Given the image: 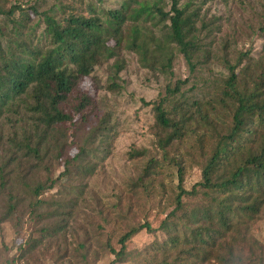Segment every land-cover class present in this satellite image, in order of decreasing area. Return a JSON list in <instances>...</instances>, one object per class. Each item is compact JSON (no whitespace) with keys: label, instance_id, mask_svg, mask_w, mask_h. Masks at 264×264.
Listing matches in <instances>:
<instances>
[{"label":"trees","instance_id":"16d2710c","mask_svg":"<svg viewBox=\"0 0 264 264\" xmlns=\"http://www.w3.org/2000/svg\"><path fill=\"white\" fill-rule=\"evenodd\" d=\"M105 1L34 0L26 9L0 6V118L6 116L9 124L0 143V187L8 179L14 187L25 188L35 218L59 215L54 211L65 215L84 198L85 183L95 175L113 139L106 116L85 131L98 102L83 91V81L112 62L108 90L119 91L125 51L137 57L143 70L166 78L179 56L191 74L200 65L220 59L226 78L202 87L195 80L188 92L183 91L187 81L169 83L164 97L152 106L150 131L156 148L166 153L184 143L189 149L175 162L178 186L172 210L157 230L144 221L129 226L116 246L105 239L98 248L120 263L137 259L144 264L150 258L153 264L160 255L159 264H184L185 255L200 262L261 264L251 251L243 260L237 250L245 249L248 227L264 210V74L241 78L254 58L241 54L232 65L228 53L219 55L212 49L209 27L216 22H208L188 1L119 0L111 9L104 7ZM259 30L264 34V10ZM203 32L208 34L203 37ZM228 120L230 127L209 150L204 124ZM70 138H78L81 144L75 156L64 159L59 182L62 178L76 181L63 190L61 200L47 203L42 196L54 187L49 185L53 163L63 157ZM154 164L149 159L139 178L141 183L148 179L146 189L158 169ZM188 164L200 171V181L189 191L183 186ZM29 170L43 174L45 181L29 178ZM8 211L14 218L11 196ZM62 229L54 228V234ZM143 231L155 240L132 257L127 245ZM38 243L29 241L20 249L21 257ZM74 251L88 263L91 252L86 244Z\"/></svg>","mask_w":264,"mask_h":264},{"label":"rangeland","instance_id":"374dc122","mask_svg":"<svg viewBox=\"0 0 264 264\" xmlns=\"http://www.w3.org/2000/svg\"><path fill=\"white\" fill-rule=\"evenodd\" d=\"M33 1L0 0V6L6 9L22 6L26 9ZM187 1L208 22H216L210 25L209 35L214 39L212 49L218 51L219 55L228 53L232 65L241 54L248 53L254 58L246 74H242V69L239 72L242 74L241 78H256L260 73L264 74V34L259 30L262 26L264 0H182V3ZM118 2L119 0H106L104 7L116 8ZM202 34L204 37L208 33ZM122 57L125 60V69L117 82L119 91L108 90L111 83L109 78L112 76L109 66L112 62L96 68L93 76L82 83L83 91L98 102L85 131L95 127L106 116L113 127V139L109 140L108 154L98 162L95 175L85 183L86 193L79 205L65 215L54 211L59 215L45 219L43 214L35 218L31 214L30 198L25 188L14 187L8 179L4 181V187H0V264H110L116 257L104 254L98 248L103 240L110 239L116 246L117 239L129 226L142 224L144 221H148L151 228L157 230L172 210L178 186L175 162L189 149L184 143L166 153L156 148L150 131L154 122L153 103L164 97L169 83L173 86L179 80L187 81L188 85L183 91L188 92L195 80L202 87L207 83L220 82L228 73L219 59L200 65L191 74L185 60L179 56L173 64L171 77L166 78L143 70L137 57L129 52L125 51ZM28 116L20 118L22 120ZM3 117L0 118V143L9 131L6 116ZM203 127L209 136L207 148L212 150L216 139L225 133L230 123L228 120L226 124L211 123L204 124ZM80 144L78 138H70L63 157H60L59 162L54 161L50 175L52 182H49V185L54 183V187L42 196L47 203L61 200L63 190H68L67 186L75 183L76 179L66 182L62 178L59 182V178L65 170L64 159L75 156ZM136 153H142L145 157L134 159ZM149 159L155 161L153 168L158 169L155 170L156 175L149 179L152 185L148 190V179L141 183L139 178L144 175ZM29 172L32 180L37 178L45 181L43 174H34L31 170ZM185 174L183 186L189 191L200 181V171L193 164H188ZM10 196L16 206L14 218L8 211ZM255 217L247 231L250 240L245 249H241L242 252L237 250V254L245 260L251 251V256L264 264V210ZM58 226H63V229L54 234V228ZM31 240L39 242L37 247L21 257L20 249L25 248ZM154 240V236L143 231L128 243L127 252L134 257L150 248ZM79 244H86L90 248L88 263H83L82 256L74 251ZM181 258L184 264H217L213 259L200 262L190 260L185 255ZM160 261L161 256L157 255L153 264H159ZM115 264L140 263L137 259H129L127 262ZM144 264H151L150 258Z\"/></svg>","mask_w":264,"mask_h":264}]
</instances>
